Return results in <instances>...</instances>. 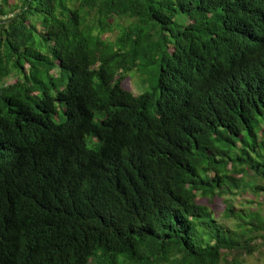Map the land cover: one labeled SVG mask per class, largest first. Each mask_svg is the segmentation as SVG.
Masks as SVG:
<instances>
[{"label": "trees", "instance_id": "16d2710c", "mask_svg": "<svg viewBox=\"0 0 264 264\" xmlns=\"http://www.w3.org/2000/svg\"><path fill=\"white\" fill-rule=\"evenodd\" d=\"M243 193L264 195V0H0V264H242L264 246Z\"/></svg>", "mask_w": 264, "mask_h": 264}, {"label": "rangeland", "instance_id": "374dc122", "mask_svg": "<svg viewBox=\"0 0 264 264\" xmlns=\"http://www.w3.org/2000/svg\"><path fill=\"white\" fill-rule=\"evenodd\" d=\"M9 4H15L16 0H8ZM118 34L115 31L112 34L107 35L111 40L115 38ZM137 74V73H136ZM134 71L129 72L126 78L121 81L122 87L131 91L133 95H139L143 92H147L150 89L148 85L142 83V78L137 79V75ZM56 122H63L64 116L62 112L59 113L58 118L54 119ZM92 140L90 138L86 139L87 147L92 149ZM235 200L231 203V213L234 216H239L243 220H247L249 217L256 219L259 222H264V195H257L256 197H251L247 193L239 195V197L234 198ZM206 203V202H205ZM207 207L212 211L217 217L218 223L222 225V229L227 231L229 236L236 241H241L248 237L249 233H246L245 228L239 226V222L233 217H226L225 204H223V198L218 200L215 198L210 204L207 202ZM225 216V217H224ZM259 234H250L251 239H255L257 244H261L262 241L259 239ZM220 264H230L221 262ZM242 264H264V246L259 248L258 251L249 257H246Z\"/></svg>", "mask_w": 264, "mask_h": 264}]
</instances>
